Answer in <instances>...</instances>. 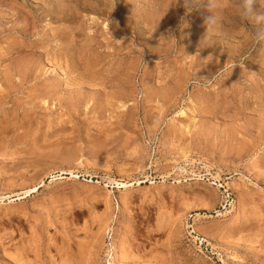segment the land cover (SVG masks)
<instances>
[{
	"label": "rangeland",
	"instance_id": "obj_1",
	"mask_svg": "<svg viewBox=\"0 0 264 264\" xmlns=\"http://www.w3.org/2000/svg\"><path fill=\"white\" fill-rule=\"evenodd\" d=\"M242 8L0 0V264H264V20Z\"/></svg>",
	"mask_w": 264,
	"mask_h": 264
},
{
	"label": "clouds",
	"instance_id": "obj_2",
	"mask_svg": "<svg viewBox=\"0 0 264 264\" xmlns=\"http://www.w3.org/2000/svg\"><path fill=\"white\" fill-rule=\"evenodd\" d=\"M259 3V0H243V8L238 10L239 15L241 16L242 21H250L255 19H261L264 20V11L261 10V8H264V6L260 7V10L257 11L255 9V5ZM216 23V19L212 16L205 18V24L207 28H211ZM254 43H259V39L256 37H253Z\"/></svg>",
	"mask_w": 264,
	"mask_h": 264
},
{
	"label": "bare ground",
	"instance_id": "obj_3",
	"mask_svg": "<svg viewBox=\"0 0 264 264\" xmlns=\"http://www.w3.org/2000/svg\"><path fill=\"white\" fill-rule=\"evenodd\" d=\"M126 187V186H125ZM113 250L116 252V256H117V258H120V255H119V249H118V244H114L113 245ZM115 257V256H114ZM117 261V260H116ZM115 264H121V263H119V262H115Z\"/></svg>",
	"mask_w": 264,
	"mask_h": 264
}]
</instances>
